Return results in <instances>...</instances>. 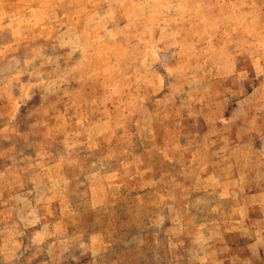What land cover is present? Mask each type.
I'll use <instances>...</instances> for the list:
<instances>
[{"label":"rangeland","instance_id":"1","mask_svg":"<svg viewBox=\"0 0 264 264\" xmlns=\"http://www.w3.org/2000/svg\"><path fill=\"white\" fill-rule=\"evenodd\" d=\"M0 264H264V0H0Z\"/></svg>","mask_w":264,"mask_h":264}]
</instances>
